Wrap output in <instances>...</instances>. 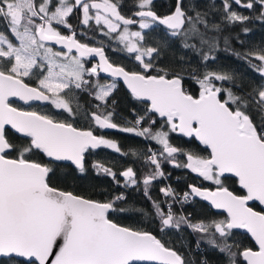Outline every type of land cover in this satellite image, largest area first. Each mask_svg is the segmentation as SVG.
<instances>
[{
  "label": "snow or ice",
  "instance_id": "obj_1",
  "mask_svg": "<svg viewBox=\"0 0 264 264\" xmlns=\"http://www.w3.org/2000/svg\"><path fill=\"white\" fill-rule=\"evenodd\" d=\"M181 2L177 0L171 15L161 17L151 10L152 0H139L136 6L140 11L135 15L140 19L134 21L121 15L118 4L112 0H57L55 4L53 0H42L39 4L37 0H0V20L6 22L19 41V46H15L0 33V256L34 257L38 264H137L149 261L185 264L180 254L166 247L151 232L122 227L109 219L115 201L101 203L61 191L49 183V174L53 171L50 167L25 158L33 150H41L57 161H73L83 171L84 153L89 147L103 145L121 151L116 142L95 136L90 130H81L71 123L57 122L36 112L20 111L8 103L10 96L25 101L51 99L57 108L74 115L73 107L62 93L88 85L89 81L84 79L86 75H98L96 66L86 69L82 62L83 57L95 53L100 57L102 71L110 72L113 77H123L135 97L147 98L151 102L149 111L166 118L171 131L195 136L211 148L209 159L187 154L185 166L206 180H213L219 187L211 192L191 186V194L210 200L217 209H226L228 219L192 224L182 215L174 219L171 204L165 203V212L161 203L152 201L161 221V231L169 227L179 229L181 223L201 233H209L212 228L214 232L209 235L208 242L226 253L229 264H236L238 253L232 250L234 246L228 243V238L232 229L244 228L255 238L259 250L246 248L239 255L247 264H264V212L248 207L251 200L264 203V84L252 92L238 95L231 88L217 87L214 83L232 81L233 76L207 72L198 80L199 95L193 96L183 87L179 74L165 69H155L156 75L127 72L123 67L109 63L103 48L78 41L74 30L70 35H62L58 27H54L55 24L71 30L68 17L75 9L82 12V25H88L90 20L96 25L104 24L108 28L106 35L117 33L122 22L123 31L116 39L124 44L127 52L136 53L135 59L147 71L154 69L151 60L159 57L160 51L154 47L144 48L141 43L145 42L144 30L157 25L166 26L172 36H183L185 40L198 35L202 44L209 45L210 51L216 47L214 39L211 42L205 40L197 28L198 24L207 28L206 14L197 11L195 17L188 16ZM233 2L247 9L253 8L252 2L242 5L241 0ZM259 4L264 8V0H259ZM223 7L229 22L249 19L232 11L228 0H223ZM90 9H95L94 15H90ZM261 16L264 17V11ZM186 21L189 27L184 29ZM137 22L140 30L130 32L128 25ZM51 41L64 45L67 51H53L48 46ZM184 46L195 47L187 43ZM74 49L78 55H72ZM145 58H150L149 62L145 63ZM213 58L204 55L205 60ZM256 58L264 62V55ZM45 66L47 72L38 80V87H30L24 82L23 78L33 75L34 70L43 73ZM252 67L264 76V63L259 68ZM94 87L98 89L96 98L106 102L116 85L97 82ZM222 93L224 98H221ZM253 112L258 113L255 119ZM112 115V112L103 115L93 112L90 119L100 128H117L111 120ZM142 119L138 118L136 124L139 125ZM6 125L30 137V144L17 149L5 135ZM121 130L150 138L162 146L159 154L149 149L150 155L145 157L156 169L143 177L147 196L152 181L164 175L158 155L164 159L172 158L174 162L175 154L181 150L170 144L168 132L153 133L150 128L138 130L136 127ZM12 150L18 151L15 158L10 156ZM131 154L137 155L135 150H131ZM95 167L115 179L116 174L111 169L103 165ZM225 173H234L247 194L235 195L223 187L220 177ZM121 176L126 178V185L138 184L131 167ZM161 192L176 199L171 187L161 189ZM189 195L184 193L181 203L187 201ZM216 234L223 243L217 244Z\"/></svg>",
  "mask_w": 264,
  "mask_h": 264
},
{
  "label": "trees",
  "instance_id": "obj_2",
  "mask_svg": "<svg viewBox=\"0 0 264 264\" xmlns=\"http://www.w3.org/2000/svg\"><path fill=\"white\" fill-rule=\"evenodd\" d=\"M177 0H152L151 10L157 15L163 16L173 11ZM42 0H37V4ZM54 2V1H53ZM118 4L120 14L125 17H131L132 13L139 8L136 6L139 0H112ZM253 3L252 9L239 6L232 0H228L232 11H236L249 19L244 22H229L226 19L223 0H182L181 7L188 16L195 17L196 12L205 15L208 22L207 28L203 24H198L197 28L204 34L203 38L210 42L214 39L216 47L211 51L208 44L201 43L200 36H190L187 40L183 36H172L162 26L157 25L153 29L144 30L145 42L141 43L144 48L154 47L160 51L159 57L153 56L151 62L154 69L145 71L140 62L134 59L133 54L120 48V44L115 41L114 33L106 35L104 25H96L90 21L88 25L81 24L82 12L75 9L73 14L68 17V23L72 29L80 31L76 36L80 41L88 44L102 45L106 51L109 60L120 64L130 71H139L144 74H157L155 69H165L171 73L182 76L183 87L190 94L196 96L200 89L198 83L207 72H216L219 74H229L233 76L232 81L214 82L217 87L231 88L236 94L252 92L261 84H264L262 76L252 65L260 67V61L256 58L258 55H264V17L261 12L259 0H241L242 4ZM137 27V24H131ZM217 26V27H214ZM189 27L185 22L184 29ZM61 32H68L69 29L59 26ZM247 29V31H245ZM0 33L11 38L9 28L5 21L0 20ZM83 33V34H82ZM91 36V37H90ZM100 38L104 44L96 42L93 38ZM185 43L195 45V47H185ZM239 54V55H237ZM204 55L214 57L213 59H204ZM150 59V58H149ZM149 59L147 62H149ZM88 65V59H82ZM26 82L37 85L36 77L31 75L23 78ZM85 80L88 85L81 89H76L71 94V98L80 103L83 113L73 107V114L64 109H53L47 106L32 104L28 109L38 111L54 120L69 122L78 127L91 129L95 134L103 135L114 140L121 151L116 152L107 146H101L97 149H89L84 154V170L76 169L70 163L49 160L41 150H33L26 154L27 159L34 160L50 167L53 171L49 174L50 185L71 191L89 199L97 201L114 202L113 210L109 212V218L116 223L128 226L137 230H146L152 232L165 246L175 249L182 255L185 264H229L226 253H222L218 248L208 242L209 235L214 232L210 228L209 233H201L193 230L187 224L181 223L179 229L164 228L161 231L160 218L155 213L152 201L161 203L165 212L167 208L165 203L171 204L174 219L179 216H185L192 224L198 222L210 223L221 218L226 219L223 213L214 212L203 201L189 195V199L181 203L180 192L188 189L190 184L208 186L201 175L190 172L184 166L186 154L193 152V155H208L205 146L198 144L192 137H185L171 131L168 135L172 146L180 149L176 157L177 165L171 167L167 159H158L161 161L160 170L164 173L152 181L148 189V195H145L144 185L142 183L145 175L156 171L155 166L147 162L145 157L149 154V149L158 151L157 143L147 137L136 135L132 132H124L121 129L103 130L90 119V113L95 112L103 115L108 106L113 110L114 116H117L120 124L132 125L135 117H143L140 125L144 128H150L152 132L159 129L162 125L165 127V119L158 117L155 113L149 111L146 102L134 99L125 88L117 83L115 89L111 92L107 101L102 104L95 97L96 82H103L107 79L100 75H87ZM221 94V98L223 97ZM12 104L22 107L19 103L12 101ZM99 105V108L97 107ZM117 114L124 117V120ZM254 119L258 113H252ZM126 120V121H125ZM154 121V123H153ZM127 122V123H126ZM9 141L18 148L28 146L31 142L29 137H22L11 130L5 131ZM151 146V147H150ZM131 150H135L137 155H132ZM162 149H159V152ZM124 153H129L125 155ZM18 151L12 150L11 157H16ZM96 165H103L115 173V179L101 170ZM131 167L136 173L137 185H126L125 179L121 173ZM223 186L231 189L237 194H243L244 191L238 186L237 180L233 177H221ZM177 194L176 202L172 197H166L161 189L168 188V184ZM211 186V185H210ZM117 196H123L124 199L116 200ZM148 197H151L149 199ZM252 207L260 209L256 203ZM122 210V211H121ZM227 220V219H226ZM217 244L223 243L218 234L214 237ZM228 243L232 244L233 251L237 252L236 264H244L240 251L246 247H254L251 239L245 234L236 230H231ZM0 264H36L27 262L15 257H2Z\"/></svg>",
  "mask_w": 264,
  "mask_h": 264
},
{
  "label": "water",
  "instance_id": "obj_3",
  "mask_svg": "<svg viewBox=\"0 0 264 264\" xmlns=\"http://www.w3.org/2000/svg\"><path fill=\"white\" fill-rule=\"evenodd\" d=\"M233 1V0H232ZM97 2H100V0H97ZM176 3H177V1H176ZM175 7H176V4H175ZM175 7H174V9H173V11L172 12H170L169 14H166V15H164V16H167V15H171L174 11H175ZM93 10H95V9H93ZM138 11H140V10H137V11H135V12H133L132 13V16H134V17H136V18H139L138 16H136L135 15V13L136 12H138ZM153 11V10H152ZM122 15V14H121ZM158 16H160V15H158ZM164 16H161V17H164ZM125 17V16H124ZM125 18H128V19H132L131 17H125ZM160 26H162L164 29H166V30H168L167 28H166V26H163V25H160ZM72 32V31H71ZM71 32L70 33H68V34H62V35H70L71 34ZM76 38V37H75ZM77 39V38H76ZM78 40V39H77ZM79 41V40H78ZM81 42V41H80ZM49 43H52V44H54L55 46H57L58 48H60V49H62V50H67L66 48H65V46L64 45H60V44H57V43H55L54 41H51V42H49ZM81 43H84V42H81ZM87 44V43H86ZM90 47H97V48H103L102 46H97V45H91V44H88ZM103 51H104V56L107 58V60H108V62L109 63H111L114 67H123V66H121L120 64H116V63H113V62H111L110 60H109V58H108V56H107V54H106V51H105V49L103 48ZM73 53H75L76 55H78V53L75 51V49L73 50ZM83 58H87V59H90V60H92V61H95L96 62V64H97V71H98V74L101 76V77H104V78H106V79H109V80H113V81H116V82H118L119 84H121L124 88H125V90L134 98V99H137V100H140V101H143V102H146L147 103V105H148V108L150 109L151 108V102L147 99V98H137V97H135L134 95H133V93H132V91H131V89L128 87V85H127V83L124 81V79H123V77H113L112 75H111V73L110 72H104V71H102V69L100 68V64H101V60H100V57H99V55H97V54H92L91 56H87V57H83ZM124 68V67H123ZM125 69V71H127V72H139V71H130V70H127L126 68H124ZM140 73H142V72H140ZM142 74H144V73H142ZM147 75V74H146ZM151 75H156V74H151ZM24 82L25 83H27V84H29V86L30 87H38V86H36V85H33V84H30V83H28V82H26L25 80H24ZM182 85H183V83H182ZM41 90H43V89H41ZM199 91H200V89H199ZM49 95V94H48ZM199 95V92H198V94L196 95V96H198ZM194 96V95H193ZM12 101H15V102H17V103H19L20 105H22V107H18V106H16V105H14V104H12L11 102ZM8 103L13 107V108H16V109H18V110H20V111H24V112H36V113H38V114H40V115H42V116H46V115H44V114H42V113H40V112H38V111H35V110H32V109H28L27 107H29L30 105H32V104H39V105H46V104H49L50 103V99L49 100H28V101H25V100H23V99H21L20 97H18V96H10V97H8ZM151 112H153V113H155L158 117H160V118H165V117H161L158 113H156V112H154V111H151ZM93 113V112H92ZM91 114V113H90ZM98 114V113H97ZM98 115H100V114H98ZM54 120V119H53ZM55 121H57V122H64V121H60V120H55ZM64 123H69V122H64ZM73 125V124H72ZM74 127H77V128H79V129H81V130H90V131H92L91 129H89V128H84V127H78V126H75V125H73ZM103 129H112V128H103ZM6 130H11L12 132H14L15 134H17V135H19V136H22V137H28V136H26L24 133H19V132H17L15 129H13L12 127H11V125H6L5 126V131ZM93 132V131H92ZM176 133H178V134H180V135H183V136H185V137H192L198 144H200V145H203V146H205L206 147V149H207V151H208V157L206 158V159H209L210 157H211V148L209 147V146H207V145H204L197 137H195V136H187V135H185L184 133H181V132H179L178 130L177 131H175ZM93 135H95V136H99L98 134H95L94 132H93ZM101 137V136H100ZM30 138V137H29ZM31 139V138H30ZM101 147V146H100ZM99 148V147H98ZM89 149H97V148H91V147H89L87 150H89ZM86 150V151H87ZM85 151V152H86ZM44 154V153H43ZM85 154V153H84ZM190 154V153H189ZM45 156H46V154H44ZM47 157V156H46ZM11 158H14V157H11ZM49 160H51V161H57V160H55L54 158H51V157H47ZM59 161H61V162H65V163H70L71 165H73L76 169H79L78 168V166L77 165H75V163L73 162V161H70V160H59ZM36 162V161H35ZM83 163H84V161H83ZM188 163V160H187V155H186V164ZM169 165L171 166V167H175V166H177V161L175 160L174 162H172V159H170L169 160ZM186 167V166H185ZM186 169L188 170V171H190V172H193V173H195V174H197V175H199V173L198 172H194L192 169H190V168H187L186 167ZM227 176H229V177H233V178H235L236 180H237V183H238V186L244 191V193L243 194H237V193H235V192H233L231 189H229L228 188V190L230 191V192H232L233 194H235V195H246L247 194V190L246 189H244L243 188V186L242 185H240V183H239V178L234 174V173H225L223 176H221V177H227ZM52 186V185H51ZM191 186H195V187H197V188H200V189H206V190H208V191H211V192H214V191H216V189H217V187H219V186H215V187H207V186H201V185H197V184H190L189 186H188V190H189V192H190V194H191ZM54 187V186H53ZM223 187H225V186H223ZM57 188V187H56ZM227 188V187H226ZM58 189H60V188H58ZM61 191H66V192H71V191H67V190H63V189H60ZM71 193H73V192H71ZM73 195H77V196H82V195H79V194H76V193H73ZM192 195V194H191ZM194 198H196V199H199V200H201V201H203L204 203H206L209 207H210V209H212L214 212H217V213H223L225 216H226V219H228V213H227V210L226 209H217V208H215L214 207V205L212 204V202L210 201V200H207V199H205L204 197H200V196H195V195H192ZM82 197H84V196H82ZM84 198H86V197H84ZM86 199H89V198H86ZM91 200H94V199H91ZM97 201V200H96ZM98 202H101V203H107V202H105V201H98ZM252 203H256L258 206H259V208L260 209H256V208H254V207H252L251 206V204ZM248 207H250V208H252L254 211H257V212H264V203H261L259 200H251V201H249L248 202ZM111 211V210H110ZM110 219V218H109ZM113 222H115V221H113ZM116 223V222H115ZM119 224V223H118ZM121 225V224H120ZM122 227H128V226H125V225H121ZM128 228H130V227H128ZM133 229V228H132ZM133 230H137V229H133ZM232 230H236V231H239V232H241V233H245L250 239H251V241L253 242V244H254V247H246V248H252L254 251H258L259 250V245H258V243L255 241V238L251 235V233L247 230V229H244V228H235V229H232ZM140 231H146V230H140ZM148 232H150V231H148ZM152 233V232H151ZM153 234V233H152ZM154 235V234H153ZM155 236V235H154ZM158 239V238H157ZM167 247V246H166ZM170 248V247H169ZM246 248H243L240 252H242L244 249H246ZM173 249V248H172ZM173 250H175V249H173ZM176 251V250H175ZM177 252V251H176ZM178 253V252H177ZM178 254H180V253H178ZM181 255V254H180ZM182 256V255H181ZM241 256V255H240ZM2 257H15V258H18V259H21V260H24V261H27V262H35L36 264H38V261L34 258V257H23V256H18V255H16V254H13V255H11V256H0V258H2ZM241 259L243 260V262H244V264H247V261L243 258V256H241ZM137 264H159V262L158 261H149V262H137Z\"/></svg>",
  "mask_w": 264,
  "mask_h": 264
},
{
  "label": "rangeland",
  "instance_id": "obj_4",
  "mask_svg": "<svg viewBox=\"0 0 264 264\" xmlns=\"http://www.w3.org/2000/svg\"><path fill=\"white\" fill-rule=\"evenodd\" d=\"M54 2H53V4H55V3H57V0H53ZM70 2H74L73 0H70ZM241 5H242V3H241ZM94 13H95V10H92V9H90V15H94ZM82 19V18H81ZM90 21H94V20H90ZM136 21H139V19H136ZM95 22V21H94ZM37 23H39V21L37 20ZM137 24V27H132L131 25H128V28H129V31L130 32H135V31H139L140 29H139V24H138V22L136 23ZM102 25H104V24H102ZM54 27H59V26H57V25H55L54 24ZM104 27H105V29H106V31H108V28H107V26L106 25H104ZM123 28H124V25L121 23L120 24V28L118 29V31H117V33H114V37H115V41H117V43L118 44H120V48L122 49V50H124V51H126L127 52V50L125 49V46H124V44L121 42V41H119L118 39H116V36L118 35V33L120 32V31H123ZM10 31V30H9ZM58 31H60L59 29H58ZM169 33H170V30L168 31ZM79 33H81L80 31H79ZM10 34H11V38L10 37H8L7 35H5L7 38H8V40L11 42V43H13L15 46H19V41L14 37V35L10 32ZM91 37V36H90ZM96 42H98V43H100V44H104V42L100 39V38H98V37H95V38H93ZM104 45H106V44H104ZM48 46H51L52 47V49H53V51H55V52H63L62 50H59V49H56L55 47H53L51 44H48ZM102 46V45H101ZM5 47V49H6V45L4 46ZM129 53V52H128ZM131 54H133V57H134V59H135V56H136V53H131ZM72 55H75L74 53H72ZM148 59L149 58H145V63H147V61H148ZM61 62H64V61H61ZM82 62L84 63V66H85V68L86 69H90V68H92L93 66H96V63L94 62V61H90V63H88V65H86V63H85V61L84 60H82ZM262 63H264V62H261L260 61V66L262 65ZM141 64V63H140ZM141 66H142V64H141ZM143 68V67H142ZM46 72H47V66H45V69H44V72L43 73H41V72H39V71H37V70H34V76L36 77V81H37V85H38V80L39 79H41V78H43V75L44 74H46ZM87 78V75L84 77V79H86ZM97 83V82H96ZM99 84H101V85H108V84H112V83H115V85H117V82H115V81H112V80H106V81H103V82H98ZM75 89H72L71 91H68V90H65V93H62V95H64V98L65 99H67V100H69V102L70 103H74L75 104V109L77 110V111H79V113H83V111H82V109H81V105H80V103H77L76 102V99H73V98H71V94H72V92L74 91ZM98 91V89L97 88H95V93ZM95 93H94V97L96 98V95H95ZM51 95V94H50ZM222 98H224V95H223V97ZM97 99V98H96ZM99 102H104V101H100L99 99H97ZM77 105H79V107H77ZM51 106H53V107H55V109H60V108H57L53 103H52V101H51ZM105 113V112H104ZM166 120V119H165ZM118 128L119 129H123V128H130V126H128V125H126V124H122V125H119L118 126ZM165 131V132H168V135L170 134V132H171V130H170V127H169V125H168V123L165 121V127H163V125L159 128V129H157L156 131ZM156 131H154V132H156ZM153 132V133H154ZM104 139H106V140H110V141H114V140H112V139H110V138H104ZM169 139V138H168ZM155 141V140H154ZM115 142V141H114ZM156 143H157V145H158V147H157V149H158V151H157V154H159V149H162V146L157 142V141H155ZM156 152V151H155ZM190 154H192L193 155V152L191 153V152H189ZM188 154V153H187ZM186 154V155H187ZM193 156H199V155H193ZM199 157H202V158H207L208 157V155H203V156H199ZM176 159V158H175ZM186 165V161L184 162V166ZM200 179H204L206 182H207V184H208V186L209 187H213V186H218V185H216L215 184V182L213 181V180H206L204 177H200ZM221 179V178H220ZM211 185V186H210ZM222 219L221 218H219V219H217L216 221H221ZM224 220H226V219H224Z\"/></svg>",
  "mask_w": 264,
  "mask_h": 264
},
{
  "label": "flooded vegetation",
  "instance_id": "obj_5",
  "mask_svg": "<svg viewBox=\"0 0 264 264\" xmlns=\"http://www.w3.org/2000/svg\"><path fill=\"white\" fill-rule=\"evenodd\" d=\"M74 1V0H73ZM93 10V9H92ZM58 29H59V27H58ZM60 30V29H59ZM73 29H71V30H69L68 32H61V34H68V33H70L71 31H72ZM76 33H79V31H76V30H74ZM76 38L79 40V38L76 36ZM80 41V40H79ZM82 42V41H81ZM84 43H86V42H84ZM48 44H51L53 47H55L56 49H59V50H62V49H60V48H58L57 46H55L54 44H52V43H49L48 42ZM88 44V43H87ZM63 52H66L67 50H62ZM73 53V52H72ZM75 54V53H74ZM76 55V54H75ZM90 61H92V60H89V63H90ZM74 91H76V89L74 90ZM102 104H104L105 105V103L104 102H101ZM39 105V104H38ZM41 106H47V107H51V108H53V109H55V107H53V106H51V99H50V103L49 104H46V105H41ZM107 112H112V114H114V112H113V110L110 108V106H108V109H107V111L104 113V114H106ZM101 115V114H100ZM120 118H122L123 120H124V117H122L121 115H119V114H117ZM111 120H112V122L113 123H115L117 126H119V125H122V124H120L119 123V121H120V119L117 117V116H114V115H112V117H111ZM126 121V120H125ZM127 123V122H126ZM126 125H128V126H130V124H126ZM103 129V128H102ZM113 129H119L118 127L117 128H112V129H103V130H113ZM99 136H101V137H103V138H105V136H103V135H99ZM107 138V137H106ZM177 155H178V153L177 154H175V158L177 157ZM170 159H172V158H168L167 160H168V162H169V160ZM176 160V159H175Z\"/></svg>",
  "mask_w": 264,
  "mask_h": 264
},
{
  "label": "built area",
  "instance_id": "obj_6",
  "mask_svg": "<svg viewBox=\"0 0 264 264\" xmlns=\"http://www.w3.org/2000/svg\"><path fill=\"white\" fill-rule=\"evenodd\" d=\"M133 125H134L136 128L139 129V126L136 124V122H133ZM139 130H140V129H139ZM168 187H171V186L168 184ZM171 189H172V187H171ZM183 196H184V194H183ZM175 201H177V199H175Z\"/></svg>",
  "mask_w": 264,
  "mask_h": 264
}]
</instances>
